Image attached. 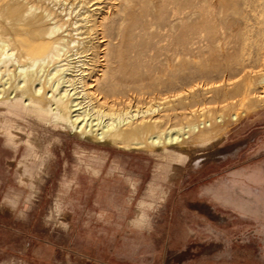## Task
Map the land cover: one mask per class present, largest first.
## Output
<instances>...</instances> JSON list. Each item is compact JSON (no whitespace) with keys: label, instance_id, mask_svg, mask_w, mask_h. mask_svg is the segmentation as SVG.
Masks as SVG:
<instances>
[{"label":"rangeland","instance_id":"rangeland-1","mask_svg":"<svg viewBox=\"0 0 264 264\" xmlns=\"http://www.w3.org/2000/svg\"><path fill=\"white\" fill-rule=\"evenodd\" d=\"M85 2V8H65L70 17L62 31L84 10L101 6L90 13L101 26L68 39L81 42L79 50L87 46L80 51L88 83L100 78L97 93L116 101L113 110L160 103L164 128L208 120L210 129L167 147L120 148L86 140L58 123L49 108L27 106L29 98L19 92L9 96L0 103V264H87L66 250L62 200L76 176L84 183L100 173L127 184L131 205L123 236L78 237L82 251L94 242V264H264V104L226 85L262 60L264 0ZM10 23L2 15L5 39L15 37ZM42 27L45 35L48 27ZM43 38L45 45L51 42ZM217 82L219 88L206 89ZM7 194L17 196L14 204L3 203Z\"/></svg>","mask_w":264,"mask_h":264},{"label":"bare ground","instance_id":"bare-ground-1","mask_svg":"<svg viewBox=\"0 0 264 264\" xmlns=\"http://www.w3.org/2000/svg\"><path fill=\"white\" fill-rule=\"evenodd\" d=\"M39 1L46 2L50 7L42 9L38 6L36 7V4L32 5V2H28V0H0V18L6 14V18L11 22L10 32L15 35L12 39H7V37L5 39V37L0 36V103L9 101L11 99L9 96L16 95L19 92L22 99L24 97L29 98L27 106L33 105L38 112H43L46 108H49L50 113L54 115L58 123L70 126L73 131L75 130L77 134H80L86 140L117 145L120 148L133 150L147 147L155 148V146L160 148L165 144H167L165 146L167 147L168 145L177 144L188 136L190 137V134L202 131L205 127L210 129L211 122H208V120L207 123L199 121L197 124L179 126V128H174L171 125L164 128L163 124H166L167 115L159 114L164 107L156 102V104L148 102L144 110L139 109V107H136V109L134 107V110H128L125 113L123 111L117 112L116 110L119 107L113 110V107H116V101L107 102L105 97H101L98 94L99 92L97 93L99 91L100 78L95 81L90 79L91 83H88L91 73L86 72L87 67H85L86 63H84L86 60H84L83 51H80L83 49V43L79 45L82 47L79 50L80 47H76L77 43H79L78 40L68 39L72 32L80 36L83 31L89 32L94 30V27L101 26L97 22L93 23V19L90 18L92 16L91 11H97L96 13H98V11L102 10L101 6L95 7L97 5H91L90 7L95 8L84 10L79 15L80 19L70 24L69 28H66L63 32V20L66 19L64 17H67V19L70 17V11L66 12L65 8L69 6L70 10H72L75 5L85 8V0ZM56 7L63 9L58 12ZM63 13L65 14L63 15ZM66 21L64 22L66 23ZM19 24L26 25V27L19 29L17 27ZM42 26L48 27V31L45 33L46 37L51 40L48 45H45L42 40L43 36H45L41 30ZM74 33L73 35H75ZM25 37H28L29 40ZM46 40L44 42H47ZM100 43L102 44V42ZM11 44L19 48H17L20 50H17L19 53L15 49H10ZM97 48L96 50H98ZM28 49L34 55L35 53H41V55H35L37 57H32L31 54L22 55L23 52L21 53V51L25 50L26 52ZM86 51H88V48ZM105 52H102V54ZM91 70L89 69V72ZM92 82L97 83L93 84ZM219 83L217 82V84H211L210 86L206 84L208 86L206 89L209 87L212 89L219 88L221 86L218 85ZM226 85L233 88L231 89L233 94L243 95L247 99L264 104V53L260 64L256 68L243 69L238 76L229 79ZM174 97L177 99L178 95ZM127 100L126 102H128ZM164 100L161 99L162 102ZM22 102L24 101L22 100ZM109 103L114 104L109 105ZM117 103L119 104V102ZM227 105H230V103L223 104L221 108H225ZM205 109L209 108H202L199 112L203 113ZM190 115L195 116L196 114L192 111ZM230 117L231 120L237 119L236 115ZM102 118H106L108 122L106 124L104 122L101 125L99 120ZM216 121L218 120L216 119Z\"/></svg>","mask_w":264,"mask_h":264},{"label":"crops","instance_id":"crops-1","mask_svg":"<svg viewBox=\"0 0 264 264\" xmlns=\"http://www.w3.org/2000/svg\"><path fill=\"white\" fill-rule=\"evenodd\" d=\"M127 192V184L124 181H117L107 174L100 173L84 183L81 182L80 177L76 176L62 200L63 210L67 216L69 226L67 235L70 237L69 245H67L70 250H66L74 254L75 257L85 258L87 264H94V259L90 255L95 251L94 242L90 240L91 248L82 251L77 246L78 237L88 233L90 234L89 237L95 235L123 236L126 232L124 222L128 219L131 205V203L126 202ZM16 200V195L7 194L3 199V203L14 204ZM131 220L129 222L130 226ZM53 247L54 249H61V246L56 244ZM107 252H110V250ZM101 263L104 264V262Z\"/></svg>","mask_w":264,"mask_h":264}]
</instances>
